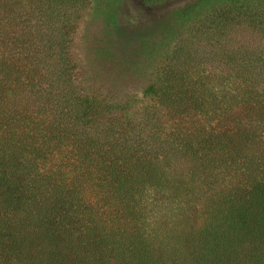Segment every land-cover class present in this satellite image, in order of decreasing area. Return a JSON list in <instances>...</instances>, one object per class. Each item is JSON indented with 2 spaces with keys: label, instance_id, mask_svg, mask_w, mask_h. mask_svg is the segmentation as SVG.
Here are the masks:
<instances>
[{
  "label": "trees",
  "instance_id": "trees-1",
  "mask_svg": "<svg viewBox=\"0 0 264 264\" xmlns=\"http://www.w3.org/2000/svg\"><path fill=\"white\" fill-rule=\"evenodd\" d=\"M186 2L127 58L122 0H0V264H264V0ZM141 91L90 95L73 36Z\"/></svg>",
  "mask_w": 264,
  "mask_h": 264
},
{
  "label": "rangeland",
  "instance_id": "rangeland-1",
  "mask_svg": "<svg viewBox=\"0 0 264 264\" xmlns=\"http://www.w3.org/2000/svg\"><path fill=\"white\" fill-rule=\"evenodd\" d=\"M185 3H169L156 9H148L140 0H122L114 33L118 55L124 58L132 55L143 40L155 34L164 16ZM101 40L99 21L90 10L83 11L71 47V56L78 66L79 86L87 94L112 99H123L141 91L142 83L122 79L113 66L97 59L96 47Z\"/></svg>",
  "mask_w": 264,
  "mask_h": 264
}]
</instances>
